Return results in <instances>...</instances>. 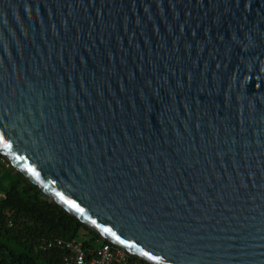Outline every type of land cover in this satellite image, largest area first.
Listing matches in <instances>:
<instances>
[{"label":"water","instance_id":"obj_1","mask_svg":"<svg viewBox=\"0 0 264 264\" xmlns=\"http://www.w3.org/2000/svg\"><path fill=\"white\" fill-rule=\"evenodd\" d=\"M0 152L156 264H264V0H0Z\"/></svg>","mask_w":264,"mask_h":264},{"label":"trees","instance_id":"obj_2","mask_svg":"<svg viewBox=\"0 0 264 264\" xmlns=\"http://www.w3.org/2000/svg\"><path fill=\"white\" fill-rule=\"evenodd\" d=\"M56 238H75L91 248L107 241L51 200L0 152V264H63L64 250L40 248Z\"/></svg>","mask_w":264,"mask_h":264},{"label":"built area","instance_id":"obj_3","mask_svg":"<svg viewBox=\"0 0 264 264\" xmlns=\"http://www.w3.org/2000/svg\"><path fill=\"white\" fill-rule=\"evenodd\" d=\"M46 247L64 250L63 264H156L109 239L91 248L75 238H56L40 246L41 249Z\"/></svg>","mask_w":264,"mask_h":264},{"label":"rangeland","instance_id":"obj_4","mask_svg":"<svg viewBox=\"0 0 264 264\" xmlns=\"http://www.w3.org/2000/svg\"><path fill=\"white\" fill-rule=\"evenodd\" d=\"M1 163L4 164V165H7V161L6 160H1Z\"/></svg>","mask_w":264,"mask_h":264}]
</instances>
